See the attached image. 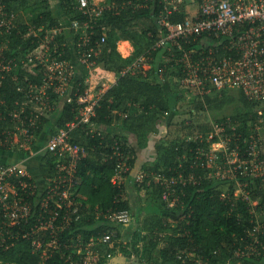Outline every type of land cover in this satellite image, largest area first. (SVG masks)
<instances>
[{
    "label": "built area",
    "instance_id": "obj_1",
    "mask_svg": "<svg viewBox=\"0 0 264 264\" xmlns=\"http://www.w3.org/2000/svg\"><path fill=\"white\" fill-rule=\"evenodd\" d=\"M78 5L85 20L72 23L74 30L84 34L75 53L79 62L92 70L94 63L91 59L101 53L100 47L109 39L107 33L97 42V48L82 49H86L91 42L97 21L109 11L119 13L120 6L115 0H78ZM121 5L123 8L132 6L134 9L158 10L154 20L159 28V39L124 69L123 76L130 73L147 76V72L155 66L154 52L162 50L163 64L158 68L157 76L164 80L168 69L177 71L179 89L185 94L187 102L195 98L205 103L208 95L238 90L248 101L264 108V0H127ZM176 14L183 15V21L174 22L172 17ZM12 23L4 19L0 26L9 29ZM61 32L59 28L53 31H45L43 27L34 30L36 38L40 39L39 46L22 62L24 70L41 80V83L28 82L27 97L36 105V112L31 113L36 120L48 117L46 112L53 111L57 101L68 99L78 82V66L73 58L68 59L64 54V47L68 45L57 39ZM10 68L0 56V70L8 71ZM109 88L97 96L88 93L87 89L80 93L75 119L41 147L35 149L36 144L40 145L36 131L25 127L11 134L6 131L10 136L0 138V146L7 150L28 153L17 163L0 166V264H14L1 256L19 243L29 245L31 253L42 264H47L57 254L69 261L76 253L80 255L78 264H99L102 256L92 249L94 240L112 248L119 237L117 226L128 228L136 223L132 208L115 207L106 212L98 210L96 218L105 217L116 229H110L99 238L92 237L88 242L83 240L80 247L85 245L88 251L73 248L84 237L82 233L74 236L72 229L73 224L84 217V207L78 196L77 167L88 156V149L72 143L71 139L80 128L91 137L103 138L102 129L92 125V119ZM260 116L262 118L253 124L249 133L238 132L229 119L216 123L207 132L206 139L205 133L200 136L202 139H187L202 145L197 149L196 159H203V165L209 169V178L229 179L233 183L235 191L222 193L223 199L228 198L233 206L240 200L248 203L250 215L256 218V224L249 230L251 245L246 244L235 252L245 258L264 254V240L260 238L264 236V212L262 215L256 212L259 202H250L249 183L243 181L264 177V115ZM111 150L110 158L116 161L113 184L125 186V178L132 172L138 187L161 188L162 200L170 211L186 209L183 200L186 190L192 185H201L204 179L194 171L186 173L170 168L168 174L165 170L149 172L135 168L132 164L134 154L131 149L125 151L119 141L112 143ZM43 155L55 157V165L47 164L46 171L36 175L27 168L28 164L35 162L39 166L35 158ZM117 201H129L126 189ZM84 209L85 215L91 213L87 207ZM164 235L160 234V242L164 240ZM77 250L79 252H75ZM112 257V254L107 256ZM176 257L187 264L196 259L201 264H216L186 248L178 251Z\"/></svg>",
    "mask_w": 264,
    "mask_h": 264
},
{
    "label": "trees",
    "instance_id": "obj_2",
    "mask_svg": "<svg viewBox=\"0 0 264 264\" xmlns=\"http://www.w3.org/2000/svg\"><path fill=\"white\" fill-rule=\"evenodd\" d=\"M115 1L119 3L120 12L109 11L97 21L88 48H97V42L104 33L110 37L108 43L100 47L101 53L91 59L93 63L103 64L106 70L113 73L116 78L114 84L104 94L96 108V116L92 119V125L101 128L104 136L103 138L91 137L80 128L73 133L71 139L72 143L84 145L88 149V156L78 164L77 177L79 179V199L83 207H87L91 212L85 215L86 210L83 208L84 217L78 223L73 224L72 234L75 236L82 233L85 242L92 237L99 238L116 227L110 225L109 220L103 216L97 219L95 213L98 210L106 212L115 207L131 209L129 201H117L126 186L117 187L112 182L116 173V161L110 158L111 145L114 141H119L125 151L131 149L134 154L132 164L135 168H142L149 172L165 170L164 172L168 174H170L169 169L172 168L186 173L194 171L197 175L204 177L201 185H192L186 190V196L183 199L186 209L183 210L182 208L176 211L168 210L162 200L161 188L148 187L147 205L141 210L148 213L145 225L152 227L151 230L156 235L154 236L155 242L145 250L146 252L141 253L137 246L140 232L136 222L128 229L127 245H132L131 249L133 247L134 253L138 255L141 253V260L145 259L147 264H187L185 260L176 258L178 251L185 248L206 261L209 260L216 264L225 263L233 258L236 250L244 248L246 244L251 245L249 230L256 224V218L250 215L248 203L240 200L237 205L233 206L228 198L223 199L224 183L218 182L215 178H209V169L203 165V159H196L197 149L202 145L194 140L187 141L188 138L185 135L174 137L170 134L167 140H160L156 147L155 161L144 163L139 167V153L135 148L140 150L144 146L147 147L151 134L159 128L163 120L161 115H166L164 118L167 123L172 122L174 116L178 115L184 107L185 94L179 89L177 71L168 69L164 80L157 76V70L163 64L162 50L154 52L155 66L153 70L147 72V76L141 73L122 75L128 65L143 55L159 39V28L154 20L158 10L134 9L132 6L123 8L121 4L127 0ZM58 12L62 13L61 17ZM183 18V15L179 14L172 17L174 22L183 21ZM4 19L13 23L9 29L0 26V56L3 63L11 67L8 71L0 70V138H7L12 131L25 127L30 131H36L38 142H40V145L39 143L35 145L36 149L75 119L78 113V95L89 87V78H87L88 75L81 77L69 98L55 103V109L51 113L53 115L59 113L58 117H42L36 120V116L31 114L36 112V105L31 103L27 97L28 82L41 83V80L24 70L22 62L39 46L40 39L36 38L34 30L37 31L41 27L50 29L61 26L67 20L83 22L85 16L79 10L78 0H40L37 5L31 3V0H0V24ZM104 27L106 31H103ZM57 39L60 43H65L64 36L57 37ZM120 39L121 42H119ZM77 41L78 38L75 37V42ZM123 42L134 45V52L128 58L121 57L118 52V43ZM64 51L68 59L78 57L75 52L72 55L69 46H65ZM122 54L127 57L129 53L123 52ZM19 87L22 88L21 91L18 90ZM229 91L232 90L208 95L205 103L194 98L191 113L198 114L204 107L211 106V104L212 108L220 109L232 104L235 97L230 95ZM237 100L244 109L231 116L230 120L236 125L238 132L249 133L253 124L262 118L260 115H264V108L260 104L248 101L240 91ZM60 106L61 113L58 112ZM113 112L119 115L115 117ZM204 124L194 132L205 133L204 138L206 139L207 131L212 129V124ZM112 126H115V132H112ZM105 128L109 131H105ZM6 131L10 134L7 135ZM194 132L192 134H195ZM134 139L136 145L132 142ZM0 151L8 155L10 152L14 153L2 146H0ZM262 152L264 153V141ZM19 154L23 159L28 153ZM35 161L39 166L35 162H30L28 167L32 171V165H34L44 173L45 166L50 164L53 167L56 159L53 156L43 155L37 156ZM8 164L10 163L6 161L0 166ZM192 165L194 168H191ZM129 176L136 179L132 172ZM243 181L249 183L250 202H259L256 212L262 215L264 212V177L255 180L246 178ZM135 186L138 190H142L137 184ZM143 187L146 188L145 185ZM231 191L228 189V192L231 193ZM184 215L186 218H183ZM172 222L179 223L180 227L177 228L179 231L176 230L182 234L175 237V241L169 246L160 249L158 247L160 234L171 229ZM260 238L264 240V236ZM128 250L129 248H124L120 251V248L117 249V245H114L112 249L106 250V257L99 264H107V255L112 252L127 254ZM1 257L7 261H13L14 264H42L38 257L31 253L29 245L22 243L10 252L2 254ZM257 258L258 260L264 259V254L260 257L245 258L243 264H251ZM79 259L80 257L75 255L73 259L66 261L57 254L47 264H78Z\"/></svg>",
    "mask_w": 264,
    "mask_h": 264
},
{
    "label": "rangeland",
    "instance_id": "obj_3",
    "mask_svg": "<svg viewBox=\"0 0 264 264\" xmlns=\"http://www.w3.org/2000/svg\"><path fill=\"white\" fill-rule=\"evenodd\" d=\"M40 0H31V3H34V5H37L39 3ZM61 29L62 32L57 36V37H62L64 36L65 39V43L69 46V48L72 51V55H74V36L75 34L71 31V23L67 20V24L63 23L61 26H58L56 28H53L49 31H53L54 29ZM116 37H118V35H116ZM108 41L110 40V37L108 36ZM107 41V43H108ZM121 42V39L120 41ZM122 44L124 43H118V47H119V51H118V47H117V51L119 52V54L121 55V57L123 58H128L133 52V44H127V49L124 50L122 48ZM40 49H42V47H40ZM128 51V52H127ZM123 52L129 53L127 55V57H125V54H122ZM125 55V56H124ZM106 70V68L103 66V64H100V66L97 68H95V71H93L92 76L89 75V73H85V74H81L80 76L84 77V76H89V77H93L92 80H88L89 81V87L87 88V92L93 94L94 96L100 95V92L102 88H105L104 86L109 85L111 86L114 83V76H111L110 78H106L105 80H103L102 78V73L103 70ZM79 78V76H78ZM104 81V82H103ZM238 90H232L229 91L230 95H233L235 97V101L230 104V105H226L223 108H216L213 107L212 108V104L211 106L208 107H204L201 111H199V113H195L193 112V114L191 113V109H193V102H187V98L185 97L184 100V107H182V109L180 110L178 115L174 116V119L172 120V122L169 124L167 123L166 119L162 116L163 118L160 126L158 129H156V131L154 133H152L151 135V139L153 141V143H157L160 140H167L169 135L172 134V136L176 137V136H182L185 135L187 136L186 138H189L191 136L196 138H200V136L202 135L201 132H194L195 129H198V127H200V125H203V123H205L204 125H207L208 123L212 124V128L216 123H224L225 120H229L231 116H234L235 114L239 113L240 111H242L244 108L241 105V103L237 100L238 97ZM216 93L212 94L215 95ZM191 103V104H190ZM257 110V108H255ZM127 111L129 112V110L127 109ZM60 112V111H58ZM46 114L48 115V117H52V118H56L58 117L59 113H56L53 115V113H51V111H47ZM115 117H117L119 114L117 112H113L112 113ZM161 114V113H159ZM52 115V116H51ZM227 118V119H225ZM157 123V122H156ZM159 123V122H158ZM195 134H192V133ZM209 132V131H207ZM190 134V135H189ZM202 139V138H200ZM205 140V139H204ZM157 141V142H156ZM206 147V146H205ZM2 158V152L0 151V159ZM5 160L7 162L10 161L9 158H5ZM210 173H212V171H210ZM216 175V174H213ZM131 176V175H130ZM130 176H128L125 182V186H126V197L128 198L129 202H130V206L132 208V211L134 212L135 216V220L137 222V227L138 230L140 232L139 234V238L140 240L138 241V249H140L141 253L151 246L154 242H155V238L156 235L154 234V231L151 230L152 227H147L145 224L146 222V218L148 217V213L146 214L145 211L141 210V208H146L147 205V200L149 198V192L147 190V188H143L142 190H138L137 187L135 186V179L130 178ZM218 182H223L224 183V190L222 191V193L228 194L230 192H228V189H231V193L233 191H235V188L233 187V183H231V181L229 179H217ZM115 226V225H114ZM171 229H167L166 232H164V240L163 241H159V248L163 249L167 246H169L170 243L175 241V237H178V235L182 234L181 232H177V230L179 231L180 225L179 223H171ZM117 230L119 232V237L116 238V241L118 244L117 245V249L121 248L122 250H124V248H130L132 245L128 246L126 241L127 239L129 240V237L127 235L128 232V228L126 227H119L117 226ZM177 229V230H176ZM176 230V232H175ZM84 240H81V242H79L78 246L76 245L73 248H80L83 251L87 250L86 246L83 245L82 247H80V245L82 244ZM115 245V244H114ZM87 246H89V244H87ZM111 249V247L99 242L97 239L94 240V246H93V250L98 252L102 258H104V255L106 250ZM133 250V247L132 249ZM88 251V250H87ZM180 251V250H179ZM75 252H79V250L75 251ZM112 252V251H110ZM191 252V251H189ZM113 253V252H112ZM141 253H139V255H141ZM78 256H80L78 253H76ZM114 255H116L115 253H113ZM121 254V253H118ZM259 255V254H257ZM86 256V253H85ZM84 256V257H85ZM260 257V256H259ZM177 258V257H176ZM143 259V258H142ZM245 256H239L236 253L234 254L232 259H229L227 264H243ZM107 263L109 261H106ZM144 263H146L145 259H143ZM147 264V263H146ZM188 264H201L200 261L198 259L196 260H191L188 262ZM251 264H264V259L261 258V260H258V258L256 259L255 262H252Z\"/></svg>",
    "mask_w": 264,
    "mask_h": 264
},
{
    "label": "crops",
    "instance_id": "obj_4",
    "mask_svg": "<svg viewBox=\"0 0 264 264\" xmlns=\"http://www.w3.org/2000/svg\"><path fill=\"white\" fill-rule=\"evenodd\" d=\"M58 15L61 17L62 16V13L61 12H58ZM65 24H67V21L66 22H64ZM76 47H74V50H77V49H75ZM83 50V49H82ZM85 50V49H84ZM74 60H75V62H76V64H77V66H78V75H77V81H79L80 79H81V77L82 76H80L82 73L83 74H87V73H89V75H91L92 76V74H93V71H95V68H97V66L99 67L100 66V64H98V63H96V62H94V67L92 68V70L91 69H89L88 70V68L85 66V65H83V64H81L80 62H79V60L77 59V58H74ZM91 71V72H90ZM78 76H79V78H78ZM111 76H114L113 75V73H111V72H109V71H107V70H103V73H102V78H103V80H105L107 77L108 78H110ZM87 78H89V80H91V79H93V77H89V76H87ZM114 78H115V76H114ZM115 80V79H114ZM104 82V81H103ZM115 82V81H114ZM114 84V83H113ZM112 84V85H113ZM105 88H102V89H100L101 90V92H105L106 90H107V88L108 87H111V86H109V85H106V86H104ZM63 101V100H62ZM59 110H60V113H61V111H62V108H61V106H60V108H59ZM113 128H112V132H115L116 131V129L114 128L115 126H112ZM105 131H109V129L108 128H105L104 129ZM152 138V137H151ZM132 142H134L135 143V145H136V142H135V139L132 141ZM157 142V141H156ZM159 142V141H158ZM157 142V143H158ZM157 143H153V141H152V139H150V141L148 142V144H147V147L146 146H144V148L143 149H138V148H135L136 150H138V153H139V158H138V165H139V167L140 166H142L144 163H152V162H154L155 161V159H156V155H157V151H156V147H157ZM5 158H9L10 159V161L9 162H7V163H17V162H19L20 160H22L21 159V154H19L18 152H14V153H12V152H10V154L8 155V153H6V154H2V158L0 159V164H5V162H6V160H5ZM37 162V161H36ZM33 167H32V170L36 173V175L37 174H41L42 173V171H39L38 170V167H36V166H34V165H32ZM29 170H31V168L30 167H27ZM120 251H122V249L120 248Z\"/></svg>",
    "mask_w": 264,
    "mask_h": 264
},
{
    "label": "bare ground",
    "instance_id": "obj_5",
    "mask_svg": "<svg viewBox=\"0 0 264 264\" xmlns=\"http://www.w3.org/2000/svg\"><path fill=\"white\" fill-rule=\"evenodd\" d=\"M74 21H76V20H73V21H71L70 23H71V31L75 34V36H74V40H75V37H77L78 38V41L77 42H75L74 41V47H76L77 48V45H78V43L81 41V39H83V31H79V32H77L76 30H74L73 28H72V23L74 22ZM77 21H80V20H77ZM80 22H82V21H80ZM56 27H58V26H56ZM56 27H52V28H50V29H45L44 28V30L45 31H49V30H51V29H53V28H56ZM94 33V32H93ZM92 33V34H93ZM105 34V33H104ZM103 34V35H104ZM89 35H90V33H89ZM102 35V36H103ZM60 38V37H59ZM102 38V37H101ZM101 38H100V40H101ZM65 40V39H64ZM124 44H122V48L124 49V50H126L128 47H127V44H126V42H123ZM89 45H90V43H89ZM87 46V49L90 47V46ZM75 48V49H76ZM87 49H85V50H87ZM84 50V49H83ZM128 52V51H127ZM133 52H134V46H133ZM133 52H131L132 54H133Z\"/></svg>",
    "mask_w": 264,
    "mask_h": 264
},
{
    "label": "flooded vegetation",
    "instance_id": "obj_6",
    "mask_svg": "<svg viewBox=\"0 0 264 264\" xmlns=\"http://www.w3.org/2000/svg\"><path fill=\"white\" fill-rule=\"evenodd\" d=\"M130 249H131V247L127 251V254L121 253L119 255H124L125 257H127V263L128 264H135L136 262H139L140 264H146V263L142 262L141 255L134 253V251L130 250Z\"/></svg>",
    "mask_w": 264,
    "mask_h": 264
},
{
    "label": "water",
    "instance_id": "obj_7",
    "mask_svg": "<svg viewBox=\"0 0 264 264\" xmlns=\"http://www.w3.org/2000/svg\"><path fill=\"white\" fill-rule=\"evenodd\" d=\"M107 264H128L127 257L118 256V257L112 258ZM135 264H140V263L136 262Z\"/></svg>",
    "mask_w": 264,
    "mask_h": 264
},
{
    "label": "clouds",
    "instance_id": "obj_8",
    "mask_svg": "<svg viewBox=\"0 0 264 264\" xmlns=\"http://www.w3.org/2000/svg\"><path fill=\"white\" fill-rule=\"evenodd\" d=\"M114 244H115V246H116V244H118L117 242H114ZM113 247H114V245H113ZM112 247V248H113ZM111 248V249H112ZM112 255H113V257L112 258H115V257H118V256H124V255H119V254H116V255H114L113 253H111ZM108 256V255H107ZM104 257H106V255H104ZM112 258H107L108 260L107 261H110ZM103 258H101V260H102ZM80 260V259H79ZM79 260H77V261H79ZM100 260V261H101ZM100 263V262H99Z\"/></svg>",
    "mask_w": 264,
    "mask_h": 264
}]
</instances>
